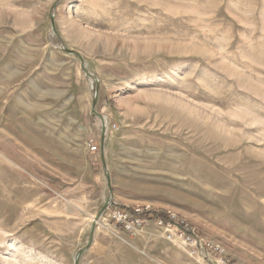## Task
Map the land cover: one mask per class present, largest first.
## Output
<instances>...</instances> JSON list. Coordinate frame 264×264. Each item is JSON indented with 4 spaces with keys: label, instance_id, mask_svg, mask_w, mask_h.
Here are the masks:
<instances>
[{
    "label": "rangeland",
    "instance_id": "1",
    "mask_svg": "<svg viewBox=\"0 0 264 264\" xmlns=\"http://www.w3.org/2000/svg\"><path fill=\"white\" fill-rule=\"evenodd\" d=\"M220 260L264 264V0H0V264Z\"/></svg>",
    "mask_w": 264,
    "mask_h": 264
},
{
    "label": "built area",
    "instance_id": "2",
    "mask_svg": "<svg viewBox=\"0 0 264 264\" xmlns=\"http://www.w3.org/2000/svg\"><path fill=\"white\" fill-rule=\"evenodd\" d=\"M96 82L99 83V81H96ZM116 129H117L116 125H111L107 119L103 120L102 130H101L103 138L107 137L109 132H113ZM87 148L91 154H97L100 150L98 145L96 144V142L94 140H90L87 143ZM142 212H143L142 209H140V208L135 209L134 208L135 214L139 215V214H142ZM104 213L107 214V212H104ZM110 213H111L110 217L112 219V222L115 224V227L116 228H119V226L123 227L124 230L127 232L134 230L137 226H140L144 221H146V220L139 218L137 215L132 216L129 212L124 211L123 209H121L119 207H116V208L113 207V209L110 210ZM168 226L171 227V224H168ZM186 241H187V244L192 243V238L190 235L186 238ZM216 250H218V248ZM218 264H224V263L222 260H220V262Z\"/></svg>",
    "mask_w": 264,
    "mask_h": 264
},
{
    "label": "trees",
    "instance_id": "3",
    "mask_svg": "<svg viewBox=\"0 0 264 264\" xmlns=\"http://www.w3.org/2000/svg\"><path fill=\"white\" fill-rule=\"evenodd\" d=\"M124 211L129 212L132 216H136L137 214L134 213V209L133 208H122ZM139 218L143 219V220H147V221H158L160 222L162 225L167 226L168 224H175L173 222V220H171V218L169 217V214L165 211H153V210H143L142 214L137 215ZM177 227V229L179 230V226H175ZM119 229L124 230L123 227L119 226ZM180 231V230H179Z\"/></svg>",
    "mask_w": 264,
    "mask_h": 264
}]
</instances>
